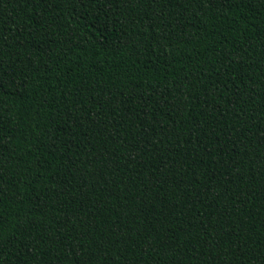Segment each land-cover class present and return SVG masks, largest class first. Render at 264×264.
<instances>
[{"label": "trees", "instance_id": "trees-1", "mask_svg": "<svg viewBox=\"0 0 264 264\" xmlns=\"http://www.w3.org/2000/svg\"><path fill=\"white\" fill-rule=\"evenodd\" d=\"M0 264H264V0H0Z\"/></svg>", "mask_w": 264, "mask_h": 264}]
</instances>
